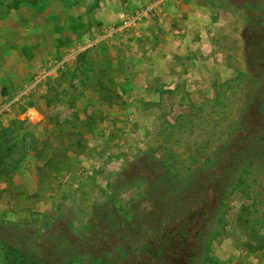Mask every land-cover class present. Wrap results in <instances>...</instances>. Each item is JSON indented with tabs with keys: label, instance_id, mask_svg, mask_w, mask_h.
I'll return each instance as SVG.
<instances>
[{
	"label": "rangeland",
	"instance_id": "1",
	"mask_svg": "<svg viewBox=\"0 0 264 264\" xmlns=\"http://www.w3.org/2000/svg\"><path fill=\"white\" fill-rule=\"evenodd\" d=\"M163 1L0 0V264H264V0Z\"/></svg>",
	"mask_w": 264,
	"mask_h": 264
},
{
	"label": "built area",
	"instance_id": "2",
	"mask_svg": "<svg viewBox=\"0 0 264 264\" xmlns=\"http://www.w3.org/2000/svg\"><path fill=\"white\" fill-rule=\"evenodd\" d=\"M162 1L163 0H151L144 7L136 10L131 15L124 17L120 22L109 26L108 29L106 30L104 36H110L111 37L113 35L119 34L123 31L128 30V29L134 27L135 25H137L141 21L142 17L154 15L156 10L159 8L160 4L162 3ZM26 91H27L26 89H23L22 91H20L19 94L16 95L11 100V102L16 101L18 99V97L21 96L22 94L26 93ZM6 106H7V104L0 105V116L2 115L3 110Z\"/></svg>",
	"mask_w": 264,
	"mask_h": 264
},
{
	"label": "crops",
	"instance_id": "3",
	"mask_svg": "<svg viewBox=\"0 0 264 264\" xmlns=\"http://www.w3.org/2000/svg\"><path fill=\"white\" fill-rule=\"evenodd\" d=\"M149 1H151V0H149ZM163 2H164V1H163ZM163 2H162V4H163ZM147 3H148V2H147ZM145 4H146V3H145ZM162 4H161V5H162ZM161 5H160V8H158V9L156 10L155 15H158V16H159V14L162 13V11L165 9V5H164V6H161ZM162 7H163V8H162ZM116 9H117V8H116ZM124 10H125L124 8H123V9H121V8H120V9H117L116 14H117V16H120V15L122 14V16H120L121 19H118V20L116 19V21H114L113 23H110V25H108V26H111V25H114V24L120 22V21L122 20L123 16H125V15L123 14V12H125ZM135 11H136V10H133L132 13H134ZM132 13H131V14H132ZM118 18H119V17H118ZM140 27H141V22L138 24V27L135 28V30H136V29H140ZM132 31H133V30H132ZM130 32H131V31H130ZM127 33H129V32H127ZM127 33H126V34H127ZM131 34H132V33H131ZM122 36H124V35H122ZM125 38H126V37H125ZM125 38H124V39H125ZM124 39H121V40H124Z\"/></svg>",
	"mask_w": 264,
	"mask_h": 264
},
{
	"label": "trees",
	"instance_id": "4",
	"mask_svg": "<svg viewBox=\"0 0 264 264\" xmlns=\"http://www.w3.org/2000/svg\"><path fill=\"white\" fill-rule=\"evenodd\" d=\"M251 163H252V160H249L248 161V163H243L244 165H242V169H244V171H242L241 173H245L246 171H247V167H248V165H251ZM260 213V212H259ZM262 213H264V210H263V212ZM256 218H258V217H256ZM262 236H264V234L262 235ZM262 238V237H261Z\"/></svg>",
	"mask_w": 264,
	"mask_h": 264
}]
</instances>
